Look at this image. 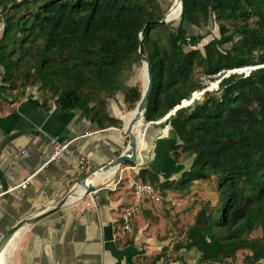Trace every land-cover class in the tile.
<instances>
[{"label":"trees","instance_id":"trees-1","mask_svg":"<svg viewBox=\"0 0 264 264\" xmlns=\"http://www.w3.org/2000/svg\"><path fill=\"white\" fill-rule=\"evenodd\" d=\"M164 15L157 0H0V92L36 87L99 129L121 127L106 104L139 64L141 43L153 76L144 139L168 125L176 170L161 180L143 161L135 178L162 202L214 181L215 205H203L177 246L196 250L197 264H233L239 251L240 264H264V0H182L176 27ZM209 23L219 34L198 48L205 35L186 25ZM245 68L254 69L234 72ZM140 97L128 87L123 104L133 111Z\"/></svg>","mask_w":264,"mask_h":264},{"label":"crops","instance_id":"crops-1","mask_svg":"<svg viewBox=\"0 0 264 264\" xmlns=\"http://www.w3.org/2000/svg\"><path fill=\"white\" fill-rule=\"evenodd\" d=\"M2 73L0 66V79ZM116 98L107 100L106 109L122 122L123 100ZM169 133L167 125L148 128L138 149L145 167L151 166L161 180L176 170L167 153ZM52 141L69 142L73 155H61L44 165L52 154ZM127 145L123 126L99 129L77 111H62L53 100L44 101L36 87H28L22 95L0 92V239L20 221L56 205L75 190L85 173L118 157ZM137 155L135 163L140 161ZM78 158L83 159L82 170ZM129 167L123 165L115 174L103 170L89 183L93 192L23 226L4 250V262L182 264L173 260L178 255L185 264H197L200 254L188 245L167 249L171 239L159 236V226L147 219L148 204L138 205L141 218L132 219L130 233L122 232V208L134 199L117 181L130 177ZM26 178H30L26 188L17 187Z\"/></svg>","mask_w":264,"mask_h":264},{"label":"rangeland","instance_id":"rangeland-1","mask_svg":"<svg viewBox=\"0 0 264 264\" xmlns=\"http://www.w3.org/2000/svg\"><path fill=\"white\" fill-rule=\"evenodd\" d=\"M157 1L159 2L163 11H165V14H166L169 11L172 0H157ZM179 18H180V9H176L170 16V20H171L170 23L172 27H176L178 25ZM186 28H187L188 34L205 35L204 39L198 45V48H201L204 44H206L212 38L217 37L219 34L218 27L214 23H209V25L203 29L202 28L198 29V28H195L189 25H186ZM143 68L144 67L142 66L141 62H139V64L134 65L132 67L131 73L129 77L127 78V80L125 81L122 91L118 92L114 96L115 98L118 97V101L121 99L123 100L122 98L123 92L128 87H131V86L138 87L140 92L142 91V83H144L146 79L145 70ZM242 70H246V69H242ZM237 72L241 73L242 71H237ZM217 83L218 82H215V81L209 83L208 89L210 90L215 89L217 86ZM198 94L196 93L194 97L197 96ZM184 105H187V104H184ZM121 110H122V115L120 118L124 117L125 115H128L132 111L128 109L127 106L124 105L123 103L121 105ZM143 124L145 123L142 119V124H140L141 126L135 127L133 129V133L135 134V136H137V140H139V136L141 137L139 149L141 148V145L143 144L145 140L142 137L143 127H144ZM122 126H123V123L121 122L120 129H122ZM186 165H188L187 161H186ZM135 175L136 174L134 173V171L130 170V177L136 179ZM122 180H125V179H122ZM126 186L127 185L125 181H122L119 184V188H124L126 193L131 192L130 190L125 189ZM214 189H215L214 181L205 182V183H197L191 188V190L188 193L178 194V193L170 192L169 195L166 197V200H164L165 202H162L161 200L155 201L147 197H143L139 199L138 205L142 204L144 206L148 204L145 206V209L149 210L151 214L147 219H150L149 221L151 223H155L156 226H159L157 227L159 231L158 232L159 236L165 235L166 236L165 238L171 239L167 249L170 248L173 250L177 245H180V242L182 240H184L186 230L193 224L196 213L203 207V205L206 203L211 206L215 205L217 195ZM156 195H158L157 192H156ZM150 203H151V206H150ZM149 208H153L154 213ZM137 216L141 218V214ZM134 220H137V219L135 218ZM260 236H261L260 229L255 230L251 234L252 238H256ZM246 253L247 252L245 251L237 252L236 261L233 264H240L244 256L246 255Z\"/></svg>","mask_w":264,"mask_h":264},{"label":"water","instance_id":"water-1","mask_svg":"<svg viewBox=\"0 0 264 264\" xmlns=\"http://www.w3.org/2000/svg\"><path fill=\"white\" fill-rule=\"evenodd\" d=\"M177 3L180 6V11H181V5H182V0H177ZM168 15L169 13H166L163 17V19L160 21L161 23H166L169 22L168 19ZM140 40H141V35H140ZM139 55H140V62L145 64V68H146V79H145V83H144V87L141 91V97L139 99V101L137 102L136 106H135V111H136V116H135V120H137L139 117L141 119H143V114L145 111V108L147 106V102L153 87V76H152V67H151V62L150 60L144 56L142 54V50H141V43L139 44ZM246 70L242 71V72H249L251 69L254 68H245ZM237 71H241V69L235 70ZM193 95L192 98L189 101H185V102H191L193 100ZM182 106H184L183 102L181 104ZM134 120V121H135ZM134 122L131 123V125L129 126V128L127 130H124L126 136L128 137V145L127 148L125 149L124 152H122L118 157L114 158L113 160H111L110 162L94 169L91 170L87 173H85L78 181V186L83 187L84 195L90 194L91 192L94 191V186L87 184V180L90 179L97 171L101 170H118L121 166H123L125 163H135V159H136V155H137V136H135L132 131H131V127L133 125ZM72 194V192H70L66 197H64L60 202H58L56 205H54L51 208H48L34 216H31L29 218H26L23 221H20L18 224H16L9 232H7L1 239H0V255L3 256V252L4 250L7 248V246L10 244V242L13 240V236L21 229L23 228V226L29 225L31 223H34L36 221H38L39 219L55 212L56 210H58L60 207H62L63 205H65L68 202V197Z\"/></svg>","mask_w":264,"mask_h":264},{"label":"built area","instance_id":"built-area-1","mask_svg":"<svg viewBox=\"0 0 264 264\" xmlns=\"http://www.w3.org/2000/svg\"><path fill=\"white\" fill-rule=\"evenodd\" d=\"M3 29V24L0 23V32ZM198 95L197 97H194L193 94V98H198L202 92H196ZM190 103V102H189ZM188 105V104H187ZM168 116V115H167ZM166 116V117H167ZM164 117L163 120L166 118ZM156 122V123H160ZM143 134L142 137H145V132L147 127L149 126V124H143ZM69 142L67 143H58L55 141H52V154L49 157V159L44 163V165L47 162L50 161H55L57 159L60 158L61 155H67V156H71L73 155L72 150L69 147ZM137 157L140 161H138L137 163L134 164L133 167H129V170L135 169V168H139L142 166V157H141V152L137 151ZM78 165L80 170L83 169V159L78 158ZM30 178H26L25 180H23L17 187L21 188V189H25L27 184L29 183ZM126 184H127V188L131 191L132 193V197L134 199L133 203H130L126 206H124L122 208V212H121V230L123 233H130L132 231V219L136 217L139 208H138V201L140 198L143 197H147L149 199H153L155 201H159L160 197L159 195H156V191L153 189V187L149 184V183H143L139 180H135L134 178L128 177L125 179ZM121 182V178H119V180L117 181V184H119Z\"/></svg>","mask_w":264,"mask_h":264},{"label":"bare ground","instance_id":"bare-ground-1","mask_svg":"<svg viewBox=\"0 0 264 264\" xmlns=\"http://www.w3.org/2000/svg\"><path fill=\"white\" fill-rule=\"evenodd\" d=\"M176 9H180V6H179V4L177 3V0H174L172 6L170 7L169 11L167 12V13H169V15H168V19H169V21H170V16H171V14H172ZM180 13H181V11H180ZM142 66L144 67L143 69L145 70V74H146L145 64L142 63ZM241 71H242V70H241ZM144 83H145V82H144ZM144 83H142V89H143V87H144ZM215 86H216V84H215ZM196 97H197V96H196ZM185 104H188V102H186ZM135 116H136V111H135V109H134V110L131 111L128 115H125L124 117L121 118V121H122V123H123V129H124V130H127V129L129 128V126L131 125V123L134 122L133 125H132V127H131V131H132V133H133V129H134L135 127H139L140 124H142V119L139 117L137 120H135ZM134 120H135V121H134ZM133 134H134V133H133ZM140 140H141V137L139 136V140H137V143H136L138 149H139V146H140ZM102 171H103V170H101V169H100L99 171H97V172H96V173H95L90 179L87 180V184L90 183V181H91V179H92L93 177H95L96 175H98V174H99L100 172H102ZM113 171H114V170H113ZM114 174H115V171H114ZM84 190H85V189H84L83 187H81V186H77V187L75 188V190L72 192V194L68 197V203L79 200V199L81 198V196L83 195ZM2 259H3V257L0 255V264H1V262H2V264H6V263L4 262V259H3V261H2Z\"/></svg>","mask_w":264,"mask_h":264}]
</instances>
